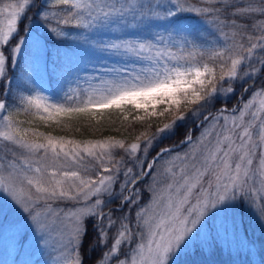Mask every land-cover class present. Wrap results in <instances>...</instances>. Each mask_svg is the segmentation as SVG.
<instances>
[{
	"label": "snow or ice",
	"instance_id": "snow-or-ice-1",
	"mask_svg": "<svg viewBox=\"0 0 264 264\" xmlns=\"http://www.w3.org/2000/svg\"><path fill=\"white\" fill-rule=\"evenodd\" d=\"M262 74L264 0H0V218L51 264H85L89 226L90 247L106 248L95 264H211L222 247L248 248L238 214L264 223ZM106 112L147 129L126 142L35 126L80 131Z\"/></svg>",
	"mask_w": 264,
	"mask_h": 264
},
{
	"label": "rangeland",
	"instance_id": "rangeland-1",
	"mask_svg": "<svg viewBox=\"0 0 264 264\" xmlns=\"http://www.w3.org/2000/svg\"><path fill=\"white\" fill-rule=\"evenodd\" d=\"M163 2L167 4L169 3V0H163ZM235 3L237 4L247 3V0H235ZM34 12H35V8L30 9L27 12V16L29 17L33 16ZM187 15H188L187 13H181L182 17ZM33 19H35V17H33ZM181 23L191 24L193 23V21L191 19H182ZM25 24H27L29 27L35 26L32 22H30L27 18H25L24 22L21 23L20 25L21 29L24 28ZM40 36L43 39L46 36V33L44 31H41ZM13 43H15V41H13ZM69 43H71V41H69ZM47 47L48 49L53 51L57 49L61 51L66 50L65 45L57 41L56 38L54 37H48ZM19 59H20V65L16 67L15 74H20L27 62L26 56L23 54L20 56ZM45 84L53 92L59 90V84L56 82L55 78L49 81L47 77H45ZM240 91H241L240 87L237 86L236 96L240 94ZM14 93H15V82L13 84V94ZM2 94H3V88L2 86H0V98H2ZM250 95L251 92L245 94L244 100H247ZM236 96H233L230 100L227 101L228 108H232L233 105L237 104ZM221 99L224 98L221 97ZM20 118L26 119V117L23 116H21ZM103 119H109L111 121H114V123H112L113 129H111L108 133H106V131H102L99 134H97L96 137H90L88 135L69 136L64 134L63 131L57 130L60 128L54 125L52 127H45L40 122H37L35 126L38 127L40 131L52 132L54 135L67 136L69 138H74L77 140L103 139L105 137H115L116 139H122L125 140L126 142L132 141L136 135H138L141 131H145L147 129V124L143 126L138 124L139 127H132V128L124 127L122 125L123 115L119 112H113L111 114L106 112ZM129 119L131 120V115H129ZM169 119H171V117H166L163 120H153L151 122L152 127L151 129H148V131L154 132L156 127L167 122ZM124 123L126 124L127 122ZM197 123L199 122L197 121ZM125 131L128 132L129 134L125 135L124 134ZM199 132L200 129L197 128V135H199ZM159 145L160 144H157L151 150L150 154L147 157L148 160L152 159L153 156L152 152L153 151L155 152L156 148ZM186 149H187V145L178 146L175 148V151L182 153ZM149 180L150 177L144 181V184L141 185V187H144L149 182ZM148 198H149V193L147 199L144 202H146ZM116 215H120V213H116ZM237 218L239 221H241L242 234L246 235L248 240L250 241L248 248H245L243 250H238L235 246H233L231 250H229L227 247H222V249L218 251L214 256L209 257L211 264H221L222 261L225 264H229L230 262L249 263V257H248L249 248L251 249V253H252L250 257L251 264H264V259H261V254L264 253V223L259 222L255 217L251 216L247 211H245L242 216L238 214ZM113 232H115V229H113ZM15 233H16V229L12 224V219L9 218L5 220L3 218H0V264H26V262L29 260L38 261L39 264H51L50 257L47 254H41L39 252L31 251L26 245L24 247H21L20 244L17 243L18 236H16ZM110 244H111V239H109V246ZM126 250H127L126 248L123 249V251ZM52 255H56V253L53 252ZM100 255H102V253H100ZM235 255L239 257H236ZM237 259L239 261H236ZM111 264H116V261L112 260Z\"/></svg>",
	"mask_w": 264,
	"mask_h": 264
},
{
	"label": "trees",
	"instance_id": "trees-1",
	"mask_svg": "<svg viewBox=\"0 0 264 264\" xmlns=\"http://www.w3.org/2000/svg\"><path fill=\"white\" fill-rule=\"evenodd\" d=\"M109 119H103L100 124H96L95 121L92 122V127L89 128L87 126H82L80 128V131L75 130V126L71 131L65 130L63 128L57 129L59 131H63L64 134L69 135V136H77V135H88L90 137H96L97 134H99L102 131H106L108 133L111 129H113L112 123H109ZM132 127H139L138 124H133ZM185 127H192L190 123H186ZM130 128V129H131ZM185 128L182 127L178 130L177 134L175 136H172L171 138L163 140L160 145L156 148L155 152H152V155H155V153L159 150L160 147L165 146V145H173V144H179V140L182 139L183 134H184ZM125 135H128L129 133L125 131ZM197 135V128L194 129V136ZM148 192L145 190L144 195H143V200L141 203L147 199ZM95 243V234L91 230V226H89V232L88 235L85 236L84 238V244L83 248L81 251L84 254L85 257V264H95L97 260L100 258V253H103L105 251L104 247H100L99 245L95 246L94 248H91L90 245ZM247 263V262H246ZM246 263H234L230 262L229 264H246ZM221 264H225L223 261ZM248 264V263H247Z\"/></svg>",
	"mask_w": 264,
	"mask_h": 264
}]
</instances>
